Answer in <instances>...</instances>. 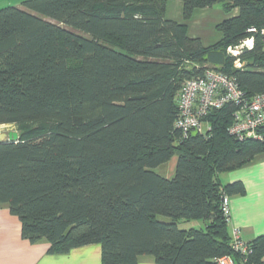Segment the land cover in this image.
<instances>
[{
    "label": "trees",
    "instance_id": "trees-1",
    "mask_svg": "<svg viewBox=\"0 0 264 264\" xmlns=\"http://www.w3.org/2000/svg\"><path fill=\"white\" fill-rule=\"evenodd\" d=\"M179 1L184 23L168 19V0L0 9V126L18 133L0 142V206L20 219L24 239L46 240L51 254L100 244L103 264L264 263V235L247 242L246 257L235 251L222 202L246 194L222 175L264 154V126L257 139L232 136L233 103L211 110L204 131L185 137L176 126L183 85L208 70L248 97L264 93V0ZM218 4L239 16L205 48L186 22ZM247 39L252 50L228 53ZM175 157L168 179L157 170ZM194 221L203 226L182 227Z\"/></svg>",
    "mask_w": 264,
    "mask_h": 264
},
{
    "label": "crops",
    "instance_id": "crops-1",
    "mask_svg": "<svg viewBox=\"0 0 264 264\" xmlns=\"http://www.w3.org/2000/svg\"><path fill=\"white\" fill-rule=\"evenodd\" d=\"M24 1L26 0H20L14 4H12L13 2L8 3H11L13 6H21ZM176 1V8L180 10L181 7L183 16V4L179 0ZM199 10L194 12L192 18ZM225 13L228 16L223 22L239 16L238 9ZM168 19L178 23L185 22L184 16L182 20L180 16ZM189 21L186 22L187 27H189ZM220 34L221 38L219 41L223 38L222 33ZM188 36L192 39H200L202 42L199 36L189 34V28ZM218 42L208 46L202 43L207 48ZM170 169H172V172L162 171V173L164 172L162 175H165L168 179L173 176L175 167H170ZM222 180L224 184L242 183L246 189L245 195L232 196L230 199L231 222L229 228L231 235L233 236L234 231H238L240 238L245 242H251L263 236L264 154L258 155L252 163L241 169L223 174ZM49 249L50 244L46 240L32 243L24 239L20 219L12 214L7 205L0 206V264H103V250L100 244L79 247L73 249L68 254H51ZM139 264L157 263L151 256H142L139 258Z\"/></svg>",
    "mask_w": 264,
    "mask_h": 264
},
{
    "label": "built area",
    "instance_id": "built-area-1",
    "mask_svg": "<svg viewBox=\"0 0 264 264\" xmlns=\"http://www.w3.org/2000/svg\"><path fill=\"white\" fill-rule=\"evenodd\" d=\"M257 33V29H249ZM264 38V30L261 31ZM254 39L244 40L237 47H229L228 53L238 57L243 50H252ZM237 68H242L240 59L235 61ZM180 118L176 123L186 137L191 131H204L203 118L213 109H221L229 103L236 106L234 121L229 128V133L239 139L259 138V129L264 126V93L248 97L238 86L237 82L227 75L208 70L203 77L193 78L185 82L178 95ZM223 210L231 219L230 198H223ZM234 249L243 256L251 253L247 242L243 241L238 231L233 233ZM218 264H254L247 259L241 263L233 256H224L217 260ZM264 264V263H263Z\"/></svg>",
    "mask_w": 264,
    "mask_h": 264
},
{
    "label": "rangeland",
    "instance_id": "rangeland-1",
    "mask_svg": "<svg viewBox=\"0 0 264 264\" xmlns=\"http://www.w3.org/2000/svg\"><path fill=\"white\" fill-rule=\"evenodd\" d=\"M20 0H0V9L7 6H13L8 2H19ZM176 0H170L167 7V17L177 18L180 16L181 20L183 19L181 7L180 10L176 8ZM9 4V5H8ZM16 6V5H14ZM19 7V6H18ZM227 14L224 12V9L221 4L214 6L211 9L199 10L195 13L194 17L189 21V34L194 36H199L202 39L204 45L208 46L215 42H218L221 38V34L217 29V25L223 22L227 18ZM10 132H15L14 128L10 126H0V134H8ZM176 157L172 159L168 164L161 166L157 171L160 174H163L162 171L172 172L170 167L174 168L176 164ZM164 167V168H163ZM165 176V175H164ZM203 226V223L200 221L186 223L183 228L196 227L199 228Z\"/></svg>",
    "mask_w": 264,
    "mask_h": 264
},
{
    "label": "water",
    "instance_id": "water-1",
    "mask_svg": "<svg viewBox=\"0 0 264 264\" xmlns=\"http://www.w3.org/2000/svg\"><path fill=\"white\" fill-rule=\"evenodd\" d=\"M18 139V133L10 132L8 134H0V142H12Z\"/></svg>",
    "mask_w": 264,
    "mask_h": 264
}]
</instances>
